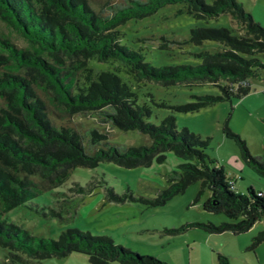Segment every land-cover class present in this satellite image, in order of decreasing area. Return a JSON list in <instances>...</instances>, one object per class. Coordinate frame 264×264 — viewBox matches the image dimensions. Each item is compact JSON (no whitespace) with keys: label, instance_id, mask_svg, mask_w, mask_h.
<instances>
[{"label":"trees","instance_id":"obj_1","mask_svg":"<svg viewBox=\"0 0 264 264\" xmlns=\"http://www.w3.org/2000/svg\"><path fill=\"white\" fill-rule=\"evenodd\" d=\"M175 2L183 3L179 10L196 18L228 13L236 23L235 30L227 26L190 27L192 42L203 39L219 42L216 49L198 51L197 63L156 65L139 50L120 41L119 24ZM0 20L25 41L17 45L6 32L0 31V246L11 260L39 264L45 257L77 251L87 254L92 264H168L117 243L107 234L65 227L57 237H44L1 217L2 211L17 204L33 208L27 202L36 194L37 184L40 187L60 184L75 166H95L101 160L125 167L147 166L153 160H164L166 151L171 150L179 158L177 168L166 173L169 183L158 191L157 197L148 198L151 203H161L199 180L197 197L204 189L209 191L202 207L228 217L218 223L197 222L205 230L238 233L264 217V192L251 185L245 192L234 190L233 178L227 176L215 157L205 152L209 137L185 126L179 128L172 113L159 122L150 121L151 106L140 100L133 87L153 80L163 85L209 83L219 89L218 93L194 94L197 100L184 103L160 102L179 111L223 99H238L254 89L250 78L264 71V26L241 2L129 0L110 14H103L92 9L86 0H0ZM90 59L113 66L97 69L89 64ZM95 110L121 129L148 133L150 143L128 146L110 143L106 133L93 127L88 130V142L97 147L87 152L78 129L56 122L57 118L73 113ZM222 131L237 142L245 164L264 176V152L260 156L251 155L245 141L229 128L227 119ZM103 183V178L91 179L85 186L76 183L70 189L86 194ZM104 187L106 199L124 197L112 186ZM34 209L45 216H61L62 211V207L50 208L48 212L42 207ZM262 239L264 228L252 237L250 245ZM216 257L219 264H233L220 252Z\"/></svg>","mask_w":264,"mask_h":264},{"label":"rangeland","instance_id":"obj_2","mask_svg":"<svg viewBox=\"0 0 264 264\" xmlns=\"http://www.w3.org/2000/svg\"><path fill=\"white\" fill-rule=\"evenodd\" d=\"M86 2L92 9L110 14L113 9L129 0ZM180 8H183V3H166L151 14L127 19L118 25L122 32L120 41L139 50L146 60L156 65L197 63L198 51L216 49L219 42L212 39L192 42L189 39L190 27L227 26L235 30L236 23L228 13L203 19L179 10ZM259 10L264 13L262 8ZM260 18L264 23V19ZM0 31L6 32L17 45L25 44L23 38L1 20ZM89 64L97 69H111L113 66L110 62L95 59H90ZM120 74L124 75L122 72ZM250 82L254 89L249 96L245 94L238 99H223L186 111L175 110L160 102L184 103L197 100L194 94L218 93L219 89L209 83L186 85L174 82L163 85L153 80L133 87L140 100L144 99L150 104V121L159 122L164 115L172 113L179 128L185 126L200 133L202 137H209L205 152L223 165L227 176H234L231 178L236 182L232 188L245 192L248 185L264 190V176L245 164L237 142L225 136L222 128L227 119L229 128L245 141L251 155L260 156L264 152V117L260 111L262 108H257L264 101L260 94L264 88V71L258 76H252ZM252 93L257 95L256 100L252 98ZM56 122L78 129L83 134V147L87 152H92L97 147L88 142L87 133L93 127L106 133V140L110 143L128 146L149 144L151 141L148 133L137 129H121L112 124L105 114L96 110L87 114L73 113L62 119L57 118ZM100 144L103 145L102 142ZM178 162L179 158L173 151L168 150L164 160H153L147 166L125 167L108 160H101L95 166L77 165L60 184L47 187L37 184L36 194L27 202L33 208L26 204H17L2 211L1 217L44 237H57L65 227H77L93 234H107L117 243L142 254L156 256L168 264H219L217 252L227 256L233 264H263L264 239L253 246L250 244L252 237L264 228V217L257 219L247 230L238 233L230 230H205L197 222L218 223L228 217L223 212L209 211L202 207V201L209 191L206 188L197 197L199 180L188 184L183 191L161 203L149 201L148 198L157 197L158 191L167 187L169 182L166 173L177 168ZM33 177L34 180H39L38 176ZM100 178L105 183L96 186L89 193L81 194L70 189L76 183L85 186L89 180ZM105 184L112 186L124 197L121 200L106 199ZM75 202L76 207L71 210ZM39 207L46 212L50 208L62 207L61 216H45L34 209ZM0 264L27 263L11 260L0 246ZM39 264L92 263L87 254L71 251L62 256L45 257Z\"/></svg>","mask_w":264,"mask_h":264},{"label":"crops","instance_id":"obj_3","mask_svg":"<svg viewBox=\"0 0 264 264\" xmlns=\"http://www.w3.org/2000/svg\"><path fill=\"white\" fill-rule=\"evenodd\" d=\"M238 1L241 2L244 9H246L247 11H249L251 13V15L254 19H256V20L258 19V21L264 25V23L262 22L263 20H261V18H260V17H262L264 19V13L261 10H259V8H262V10H264V1L263 0H238ZM251 92L252 91L248 92L247 95H245V96H249V94ZM261 92L262 93H260V94L264 97V92L263 91H261ZM252 94H253L252 98L256 100L257 95H254L255 93H252ZM259 107L262 108L260 111L263 112L261 115H263V117H264V101L257 108H259ZM230 177H234V176H230ZM235 182L236 181L233 179L232 186L235 185ZM262 191L264 192V190H262Z\"/></svg>","mask_w":264,"mask_h":264},{"label":"built area","instance_id":"obj_4","mask_svg":"<svg viewBox=\"0 0 264 264\" xmlns=\"http://www.w3.org/2000/svg\"><path fill=\"white\" fill-rule=\"evenodd\" d=\"M263 91H264V88H263Z\"/></svg>","mask_w":264,"mask_h":264}]
</instances>
